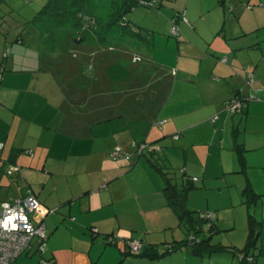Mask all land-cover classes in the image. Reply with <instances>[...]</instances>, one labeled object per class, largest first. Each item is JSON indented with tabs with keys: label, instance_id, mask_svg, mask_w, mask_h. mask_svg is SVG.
<instances>
[{
	"label": "crops",
	"instance_id": "0c3cea01",
	"mask_svg": "<svg viewBox=\"0 0 264 264\" xmlns=\"http://www.w3.org/2000/svg\"><path fill=\"white\" fill-rule=\"evenodd\" d=\"M162 6L170 10L165 15L172 17L179 27L180 53L182 48L189 50L191 59L181 63L179 58L169 70L158 65L171 75V82L158 114L151 121H134L128 114L115 115L82 124L79 132H68L63 113L66 96L51 72L39 70V59L33 63V71L16 74L18 79L0 71V90L14 85L21 91L22 85H27L35 92L0 95V142L5 144L4 153L7 149L8 159L17 164L29 163L28 173L34 175L30 188L25 187L22 193L7 199L35 194L42 206L33 218L35 222L44 221L47 233L44 252L33 248L12 264H242L240 251L247 246L248 238L243 246L234 241L231 246L215 244L226 250L213 254L195 252L186 243L190 231L168 205L163 174L150 159L149 167L142 173H130L140 158L128 166L126 161L111 158L110 152L123 143L131 148L134 133L147 142L154 135L153 140L162 141L164 154L169 151L174 155L177 149L165 148L180 141L185 158L181 183L185 177L190 178L197 188L195 182L202 173L203 185L209 188L218 181L222 193L224 185H231L230 173L249 168L251 151H260L264 164V0H162L159 9ZM148 40L136 43L151 47L154 42ZM31 71L33 75L29 74ZM248 73L253 74L251 81ZM60 96L62 104L53 106L55 111L49 122L38 123L37 116L31 119L23 112L24 104L40 107L39 103L57 101ZM236 96L251 97L244 114L236 115L225 107ZM216 115L218 119L212 120ZM36 123L45 126L38 127L42 128L41 137L49 138L52 134L57 143L48 145L37 139L33 128ZM157 123L162 128L154 131ZM52 126L57 129L55 133L49 131ZM176 134L179 138L172 139ZM236 143H242L246 150L245 169L235 150ZM28 149L29 156L24 154ZM235 152L241 169L236 166ZM21 166L19 179L26 169ZM5 176L0 170V193ZM248 185L261 195L257 218L262 222L256 247L248 253L254 264H264V193L255 190L251 176L247 177L244 189ZM207 196L210 198L209 192ZM191 200L194 201L192 192L187 206ZM247 209V219L245 211L240 210L228 219L224 229H236L243 224L244 217L249 236L248 206ZM221 210L217 208L215 212L216 229L227 220ZM111 233L115 234L114 241L107 238ZM211 237L212 233L203 238L211 242ZM129 240L142 241L140 254L130 252ZM171 244L178 246L169 251ZM150 250L157 256L147 255Z\"/></svg>",
	"mask_w": 264,
	"mask_h": 264
},
{
	"label": "rangeland",
	"instance_id": "374dc122",
	"mask_svg": "<svg viewBox=\"0 0 264 264\" xmlns=\"http://www.w3.org/2000/svg\"><path fill=\"white\" fill-rule=\"evenodd\" d=\"M47 1L48 0H0V67L2 68L0 71L4 74H7L8 76L12 74L14 78L16 74H19L20 72L21 74H24L22 72L23 70L33 71V63L38 61L39 54L42 51L47 52L54 60L58 59L62 54L61 45L57 43H51L52 41L49 37L48 31L40 30L33 23V19ZM113 2L114 0L89 1L87 10L90 12V14L95 16L96 21H92V24L96 23L95 29L99 31V35L91 36L92 34H90V38L84 44H82V46L79 44H73V46L68 45V54L79 55L81 51H91L96 57L93 60L94 63L98 60L97 57L101 52L105 53L107 50H109L108 53L115 55V57L106 60L108 63L106 62L104 65L109 67L108 72L110 77L114 81H117V83L115 82L116 84H114V88L117 90L128 89L130 92L126 97H124V104L120 103L123 99L122 97L119 98V100L117 97V99L115 97H110L109 99L111 101L109 103L104 102V104L98 100V96L92 97L88 106V113L83 114L80 111L79 106L74 102L73 99L75 96L73 95V91H71L72 95L68 96L63 110L64 115L66 114L68 132H79L80 125L82 124L120 114L121 108L127 110V114L134 118V121H137L136 119L151 121V119H153L158 114V111L168 94L171 82V75L161 67L169 70L170 66L177 64L179 58L181 63H184L186 59H191L189 50L182 48L184 50L180 53L177 46L179 40L177 36L171 34L175 23H173L172 17H167L165 15V13L170 10H167L163 6L160 9L157 7L139 6L135 10L129 11L125 14L126 18L131 20L132 24L143 26L146 29V31H143L150 33V35L153 33L154 44L151 47H148L143 42L136 43L131 41L126 45L128 50H125L123 48L124 46L120 47L121 49H114L113 45L117 43L119 39L121 40L123 36L120 30L110 27L111 25L109 19L118 13V9H116V7L113 5ZM65 30L70 33L69 28ZM65 30L60 31L62 38L67 35ZM66 38L68 39V37ZM62 42L65 47L66 45L64 40ZM108 46L112 47L108 48ZM127 51L141 56V63L135 62L133 60L132 54L128 55ZM185 55H187V57ZM32 71L29 72V74L33 75ZM246 75L248 77V74ZM51 77L53 76L51 75ZM14 82L15 81L13 80L12 83ZM21 88L22 90L19 91L20 89H17L14 87V85H9L8 87L5 86L0 90V95L5 97L15 92L16 94L19 92L25 94L35 93L34 91L29 90L27 85H22ZM89 97L90 96H88V98ZM61 102L62 97L60 96V99H57V101L39 103L40 107H33L32 104L28 106L24 104L23 112L31 119L34 118V116H37L36 122L38 123L39 121L49 122L54 113L53 111H55L53 110V106L59 107L62 104ZM229 104V101H227L225 103V107H227L228 111H232L229 107ZM34 111H37L36 115H34ZM6 116L7 119H10L9 114ZM58 119L60 118L58 117ZM217 119L218 115H216V118L212 120L216 121ZM42 126L45 127L44 125L38 126V124L37 126H33L37 134L35 135L37 139L40 140L41 138V141L48 145L52 142L57 143V140H52V134L49 138H46V136L41 137V134L39 135L40 129L42 128L38 127ZM161 126L162 125L159 123L155 124L154 131L161 129ZM52 127L49 131L50 133H55L57 129ZM153 137L154 135H150L151 141L148 143L152 144L153 147L159 146L161 148L159 152L155 153L154 158L157 159V161L161 164L163 170L168 173L173 182L181 183L183 180L182 173L185 170V158L183 156L184 154H182V149L180 148V141L174 144L171 143L165 148L169 150L177 149V152L174 155H172V153L169 151L165 152L164 154V152H162V141L156 142L153 140ZM174 137L175 136L173 135L172 139ZM130 142L131 143L129 144L131 145V148L129 146H125L124 143L116 145L110 152V156L111 158L115 159L112 154L116 147L120 146L123 148L125 154L130 155V159H126L125 156H122L121 158L115 160L126 161V164L131 166L133 162L140 158V160L136 162L134 168H131V170L133 169L132 172L130 171V173L139 174L143 172L145 167H149L147 161L152 157L150 156V151L148 149H145L140 155L137 147L134 146V140H131ZM31 150L35 151V154H37L35 148L31 147ZM251 153L253 156L249 159V168H247L246 171L242 170L241 172L230 173L229 177H231V185H224L223 193L219 192V186L222 184L218 181H216L214 184H211L209 188L204 186L201 176L202 173L199 176L200 179L195 182L197 188H193L190 191L193 194L194 201L191 200V203L188 204V207L191 209L195 208V215L197 217H208L211 213H217V208H219V210L223 209L221 210L224 214L223 217L227 219L222 223L221 226H219V229H215L214 232H209V223L203 222L202 231L199 235L200 239L210 236V233H212V244L222 243L224 245L231 246V242L234 241L237 244H240V246H243V244L247 242L248 234L247 230L245 229L247 227L245 223L247 222L245 219L248 217L246 212L248 209L247 204L245 203L246 197L244 195V187L247 183V177L251 176L254 184L253 186L257 192L264 193V164H262L263 158L260 151H251L250 154ZM3 154L4 159L7 160V149L5 153L3 152ZM24 154L29 156L30 149L26 150V153ZM69 159H71V157H69ZM236 159V166L241 169L242 166L239 162L237 154ZM18 165H23L26 168L25 175H22L24 179L17 182L16 179L21 180L17 177L19 173L13 174L12 177L5 176V179L3 180L2 191L0 193V200H6L8 197L22 193L25 187L30 188V182H34V175L28 173L29 163L20 162ZM211 171H213L212 167L210 168V172ZM189 174L191 176H195L190 172ZM159 177L160 179L162 178L161 175H159ZM213 182L214 181L210 183ZM207 192L210 193V198L207 196ZM240 210H243L246 213L244 216L245 219L243 217V224L239 222L241 226L238 225L236 229H224V226H226L229 222L228 219H233L235 215L239 214L237 212Z\"/></svg>",
	"mask_w": 264,
	"mask_h": 264
},
{
	"label": "trees",
	"instance_id": "16d2710c",
	"mask_svg": "<svg viewBox=\"0 0 264 264\" xmlns=\"http://www.w3.org/2000/svg\"><path fill=\"white\" fill-rule=\"evenodd\" d=\"M90 0H48L42 7V9L37 13L33 19L34 25L40 30L48 31L51 43H57L61 45L62 54L56 60L51 58L47 52H40L39 55V70L42 72H51L58 83L60 84L64 94L67 98L73 91L75 98L74 102L79 106L82 113L88 110L90 100L92 97L98 96V100L104 104V102L109 103L110 97L123 98L120 103L124 104V97L130 92L128 89H115L114 81L108 72V66L104 65L108 63L109 58L112 59L115 55H112L107 50V52H101L98 55V60L93 63L96 58L91 51H81L79 55L68 54V45L73 46V44H79L82 46L91 36L99 35V31L95 29L96 23L92 24V21H96L95 16L90 14L87 10V6ZM162 0H114L113 5L118 9V13L109 19L110 27L117 28L121 31L123 38L119 39L117 43L113 45L114 49H121L124 46L125 50H128L126 45L131 41L145 40L152 41L150 33L145 32L146 29L140 25H134L131 20L127 19L125 14L129 11L135 10L139 6L145 7H157L159 8ZM90 14V15H88ZM177 26V34L171 33L172 35L179 37V27ZM108 27V28H110ZM69 28V32L65 29ZM65 30L67 35L62 38L60 31ZM145 30V31H143ZM68 37V39L66 38ZM103 39V37H102ZM65 47L63 45V41ZM153 42V41H152ZM67 47V48H66ZM112 46H108V48ZM72 49V48H71ZM128 55L132 54L127 51ZM133 60L135 62L141 63L142 58L138 54H132ZM116 82V83H115ZM70 93V94H68ZM88 94V95H87ZM88 96H90L88 98ZM116 98V99H117ZM234 98H240L244 100V106L241 112H236L234 114H244L247 108L246 97L236 96ZM93 100V99H92ZM89 101V102H88ZM119 103V101H118ZM127 110L121 108L120 116H125ZM115 116V115H113ZM236 137L239 129L235 128ZM135 141L138 143H148L146 140H141L135 135ZM235 150L239 155L240 162L245 169V149L242 143H236ZM4 152V151H3ZM31 153V152H30ZM155 153L150 152L149 158L154 165V167L160 171L165 180L166 186L164 187V194L167 197L168 205H170L178 214L182 223L187 226L190 231L189 235H196L200 238V232L202 231L203 222L209 223L206 217H197L196 212L189 209L187 206V199L190 191L194 188V183L190 178H186L180 185L174 183L169 177L168 173L163 170L161 164L154 158ZM19 154V153H17ZM15 154H13L14 157ZM3 161V162H2ZM3 164H2V163ZM4 163H12L18 165L13 159H4L2 155V160L0 161V167H3ZM19 166V165H18ZM22 171V167L19 166ZM21 171L19 173H21ZM184 173V172H183ZM12 177V176H9ZM23 176H20V179ZM26 195V194H25ZM244 195L246 197L245 203L250 209L249 213V236L247 246L241 250L246 256H249V251L256 247V243L261 235V225L262 222L257 218V211L261 206V195L256 193L251 185H248L244 189ZM24 196V195H23ZM215 222L209 224V232H214L216 229ZM114 233L107 236L111 241H114ZM186 243L191 246L195 252L199 254H213L218 251L226 250L224 246L211 244L210 239L201 238L194 245H190L188 239ZM172 245V248H168L169 251L173 250L178 245ZM145 254V253H144ZM149 256H157L153 250L147 251ZM242 264H254L246 259H241Z\"/></svg>",
	"mask_w": 264,
	"mask_h": 264
},
{
	"label": "built area",
	"instance_id": "2783aa9c",
	"mask_svg": "<svg viewBox=\"0 0 264 264\" xmlns=\"http://www.w3.org/2000/svg\"><path fill=\"white\" fill-rule=\"evenodd\" d=\"M172 33L177 34V26L174 25ZM248 79L250 81L253 79L252 73H248ZM250 98H245V100ZM229 103V107L233 113L241 112L244 106V100L240 98H233ZM174 136L175 139L179 138L178 134ZM133 143L137 147L140 155L145 149H148L150 152H159L161 149L159 146L153 147L150 143H138L135 140ZM4 148L5 144L0 142V161L2 160ZM112 155L115 159L121 158L122 156L130 159V155L125 154L123 148L120 146L116 147ZM0 170L7 176H12L13 174L19 173L21 168L16 164L4 163L3 167H0ZM41 206V200L31 192L24 196L0 201V264H12L22 254L31 252L33 248L39 253L45 251L47 239L45 223L44 221L35 222L33 218V215ZM53 211L51 210V212ZM206 218L210 224L216 220V214L211 213ZM93 230L96 231V229ZM199 240L200 238L196 235L188 236L190 245H194ZM143 247L144 244L141 240L128 241V248L133 254H140ZM169 248H172V245H169ZM243 258H246L249 262L254 260L252 256H246L242 253L240 254V259Z\"/></svg>",
	"mask_w": 264,
	"mask_h": 264
}]
</instances>
